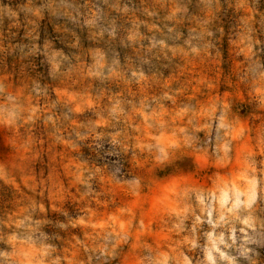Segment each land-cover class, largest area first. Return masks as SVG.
<instances>
[{
    "label": "rangeland",
    "instance_id": "1",
    "mask_svg": "<svg viewBox=\"0 0 264 264\" xmlns=\"http://www.w3.org/2000/svg\"><path fill=\"white\" fill-rule=\"evenodd\" d=\"M0 264H264V0H0Z\"/></svg>",
    "mask_w": 264,
    "mask_h": 264
}]
</instances>
